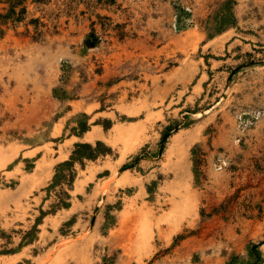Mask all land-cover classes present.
Listing matches in <instances>:
<instances>
[{
  "label": "rangeland",
  "instance_id": "374dc122",
  "mask_svg": "<svg viewBox=\"0 0 264 264\" xmlns=\"http://www.w3.org/2000/svg\"><path fill=\"white\" fill-rule=\"evenodd\" d=\"M0 264H264V0H0Z\"/></svg>",
  "mask_w": 264,
  "mask_h": 264
},
{
  "label": "bare ground",
  "instance_id": "6f19581e",
  "mask_svg": "<svg viewBox=\"0 0 264 264\" xmlns=\"http://www.w3.org/2000/svg\"><path fill=\"white\" fill-rule=\"evenodd\" d=\"M100 137H103L102 133L101 132H97V133H93V134L88 135L86 139H88L90 142H93L94 140L99 139ZM178 143H179L178 139H176V138L173 139L171 147H173L174 145H176Z\"/></svg>",
  "mask_w": 264,
  "mask_h": 264
},
{
  "label": "trees",
  "instance_id": "16d2710c",
  "mask_svg": "<svg viewBox=\"0 0 264 264\" xmlns=\"http://www.w3.org/2000/svg\"><path fill=\"white\" fill-rule=\"evenodd\" d=\"M22 12H23V10H22Z\"/></svg>",
  "mask_w": 264,
  "mask_h": 264
}]
</instances>
